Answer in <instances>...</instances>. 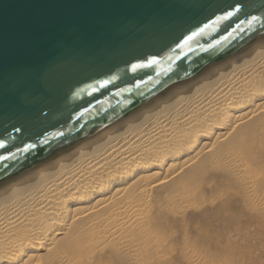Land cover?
<instances>
[{
    "label": "bare ground",
    "instance_id": "obj_1",
    "mask_svg": "<svg viewBox=\"0 0 264 264\" xmlns=\"http://www.w3.org/2000/svg\"><path fill=\"white\" fill-rule=\"evenodd\" d=\"M255 236L264 42L0 187V264H225Z\"/></svg>",
    "mask_w": 264,
    "mask_h": 264
},
{
    "label": "water",
    "instance_id": "obj_2",
    "mask_svg": "<svg viewBox=\"0 0 264 264\" xmlns=\"http://www.w3.org/2000/svg\"><path fill=\"white\" fill-rule=\"evenodd\" d=\"M253 16L264 0H0V187L263 43Z\"/></svg>",
    "mask_w": 264,
    "mask_h": 264
},
{
    "label": "snow or ice",
    "instance_id": "obj_3",
    "mask_svg": "<svg viewBox=\"0 0 264 264\" xmlns=\"http://www.w3.org/2000/svg\"><path fill=\"white\" fill-rule=\"evenodd\" d=\"M240 12V8L239 7H235L234 10H231V11H227L226 14L222 15L219 20L215 21V23H220L221 21H227L229 20L231 17L235 16L237 13ZM259 23L260 24V30H264V19L260 18V17H256V16H253L251 18L250 21H248V27H247V31L248 32H255L257 31V28H256V24ZM206 27H211V25H208ZM239 31V32H245V28L237 25V28L234 29L233 31ZM204 32V29H201L200 32L198 33H193L192 35H189L185 40H184V44L183 45H178V47H180L181 49L183 48L184 45H187L190 41L194 40L196 36L198 35H202ZM229 37H232V38H235L232 36V32H229L228 35L224 36L223 37V40H217L216 44H210V47L211 48H215L217 46V44H221L223 43V41H226L229 39ZM204 51H208V49H204ZM186 55V54H185ZM179 58V57H177ZM158 62L155 60V59H152L150 61H148V64L147 65H143V64H136V65H133L132 66V72L135 73L138 69H141V68H144V67H151L152 65H155L157 64ZM173 69L170 67L168 69V71H172ZM157 75H159V73H157ZM107 83L108 82H104V83H101L100 84V87L101 88H104V87H107ZM137 88L140 87L139 84L136 85ZM141 95L143 94V92L140 93ZM64 133L61 131V132H58L56 134V137H53V139L57 138V137H60V136H63ZM42 143H47V141H44ZM5 147V144L4 143H0V148H4ZM35 148V145H27L25 148L22 149L23 152L27 153V152H30L32 150H34ZM16 158V154L13 153L12 156H0V164H2L4 161H8V160H14Z\"/></svg>",
    "mask_w": 264,
    "mask_h": 264
},
{
    "label": "rangeland",
    "instance_id": "obj_4",
    "mask_svg": "<svg viewBox=\"0 0 264 264\" xmlns=\"http://www.w3.org/2000/svg\"><path fill=\"white\" fill-rule=\"evenodd\" d=\"M248 240L242 242L240 240L232 241L231 243H228V245H224L225 242H218L217 246L224 247L228 246V249L230 250L227 255H230L227 257L229 259H223L225 264H247V261L250 262L248 264H264V237L261 236H255L248 238ZM254 241V242H253ZM236 242V243H235ZM238 242V243H237ZM240 242V243H239ZM242 242V243H241ZM257 242V243H256ZM223 245V246H222ZM230 245V246H229ZM263 245V246H262ZM230 247V248H229ZM233 252V253H232ZM232 253V254H231ZM237 256V257H236ZM244 258H243V257ZM249 256V257H248ZM235 257V259H234ZM241 257V261L239 262V258ZM232 259V260H231ZM249 259V260H248ZM252 259V260H251ZM221 260V259H220ZM222 260V261H223ZM247 260V261H246ZM227 263H226V262ZM236 261V262H235ZM243 261V262H242ZM252 261V262H251ZM254 261V262H253ZM261 261V262H260Z\"/></svg>",
    "mask_w": 264,
    "mask_h": 264
}]
</instances>
